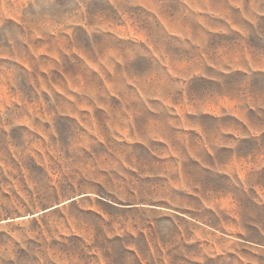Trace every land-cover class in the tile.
Segmentation results:
<instances>
[{
	"label": "rangeland",
	"instance_id": "374dc122",
	"mask_svg": "<svg viewBox=\"0 0 264 264\" xmlns=\"http://www.w3.org/2000/svg\"><path fill=\"white\" fill-rule=\"evenodd\" d=\"M263 43L264 0H0V264H264Z\"/></svg>",
	"mask_w": 264,
	"mask_h": 264
},
{
	"label": "crops",
	"instance_id": "0c3cea01",
	"mask_svg": "<svg viewBox=\"0 0 264 264\" xmlns=\"http://www.w3.org/2000/svg\"><path fill=\"white\" fill-rule=\"evenodd\" d=\"M248 47H249V49H250L252 46H251V45H249ZM263 48H264V43H263Z\"/></svg>",
	"mask_w": 264,
	"mask_h": 264
}]
</instances>
